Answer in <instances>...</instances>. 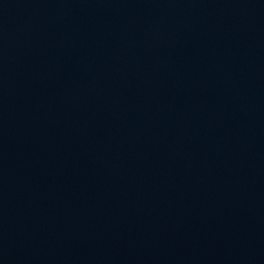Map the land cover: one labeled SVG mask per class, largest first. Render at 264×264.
Listing matches in <instances>:
<instances>
[{
	"label": "water",
	"instance_id": "obj_1",
	"mask_svg": "<svg viewBox=\"0 0 264 264\" xmlns=\"http://www.w3.org/2000/svg\"><path fill=\"white\" fill-rule=\"evenodd\" d=\"M0 264H264V0H0Z\"/></svg>",
	"mask_w": 264,
	"mask_h": 264
}]
</instances>
